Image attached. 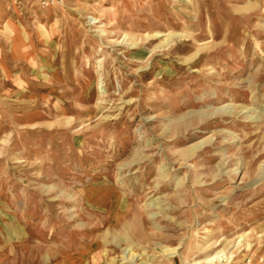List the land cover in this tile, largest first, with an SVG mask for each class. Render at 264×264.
<instances>
[{"label":"rangeland","instance_id":"rangeland-1","mask_svg":"<svg viewBox=\"0 0 264 264\" xmlns=\"http://www.w3.org/2000/svg\"><path fill=\"white\" fill-rule=\"evenodd\" d=\"M0 264H264V0H0Z\"/></svg>","mask_w":264,"mask_h":264}]
</instances>
